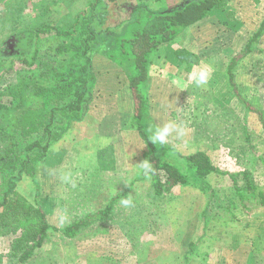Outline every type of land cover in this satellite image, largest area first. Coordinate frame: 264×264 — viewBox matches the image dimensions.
<instances>
[{"label":"rangeland","instance_id":"1","mask_svg":"<svg viewBox=\"0 0 264 264\" xmlns=\"http://www.w3.org/2000/svg\"><path fill=\"white\" fill-rule=\"evenodd\" d=\"M84 1H72L71 11L83 7ZM178 1L145 0L153 8ZM67 3L0 0V64L18 56V51L8 50L13 48L15 32L32 24L56 23L67 12ZM123 6L117 17H124ZM263 16L264 0H233L152 56L149 114L155 125L175 121L185 127L182 138L169 137V147L183 155L202 150L223 172L208 179L210 197L195 187H176L155 196L150 178L136 180L146 145L130 127L134 99L125 74L105 56L95 55L87 112L50 146L38 165L40 190L24 175L8 204L0 208L5 216L0 221V264H264V204L258 195L264 194V128L254 112L243 110L226 72ZM179 47L192 51L197 60L179 61L175 57ZM80 60L68 52L63 65L74 68ZM200 65H209L212 73L209 83L197 88L188 74ZM14 67L0 78V127L13 131L22 108L41 104L32 87L18 85L28 68L19 61ZM43 70L38 67L35 72ZM235 75L243 96L264 110V35L238 62ZM17 136L23 145L26 139L20 131ZM0 141L3 151L10 141ZM169 154L178 161L175 152ZM7 177L0 172V197ZM238 189L245 194L243 202ZM122 198H130L132 204L122 205ZM110 203L106 220L94 222L73 238L49 229L42 245L22 258L40 237V207L48 222L61 228Z\"/></svg>","mask_w":264,"mask_h":264},{"label":"trees","instance_id":"2","mask_svg":"<svg viewBox=\"0 0 264 264\" xmlns=\"http://www.w3.org/2000/svg\"><path fill=\"white\" fill-rule=\"evenodd\" d=\"M72 1L69 0L67 12L56 23L32 24L15 32L13 48L9 47L8 50L18 51V56L12 58L11 63L0 64V68H4L0 78L5 72H12L17 61L23 68H28V71L24 70V73L28 72L27 76H22L18 85L32 87L34 95L41 99L37 107L22 108L15 120V131L0 127V139L9 138L10 141L8 147L0 150V172L8 176L0 197V208L8 204L9 196L24 175L33 179L37 192L40 190L38 165L44 160L50 146L66 134L75 122L81 121L87 112L85 98L92 83L91 75H94L92 64L95 55L105 56L125 74L134 99L130 127L138 131L145 143V160L152 165V171L147 176L140 170L136 180L150 178L155 196L171 193L176 187H195L210 197L212 190L208 179L213 174L223 172L214 165L208 153L199 150L183 155L167 144L152 145L149 141V129L155 125L149 114V71L156 51L173 43L179 35L203 21L212 10L233 0H179L173 6L162 8H153L145 0H85L83 7L71 11ZM120 5H124L125 10L121 18L117 17V14H121L118 12ZM263 35L264 16L253 36L230 59L226 72L228 84L239 101L258 116L264 128V110L243 96L235 79L238 62L253 51L254 44ZM68 52L81 59L74 68L70 63L63 65ZM59 55L63 56L57 58ZM175 55L186 64L197 60V56L185 47L177 48ZM45 56L50 58L44 61ZM38 67L44 70L36 74ZM30 71H33L32 75ZM39 76L43 78L41 83L37 82ZM17 131L26 139L23 145L18 143ZM32 136L33 139L29 141ZM170 151L178 155V161L171 159ZM131 186L130 183L123 193ZM254 187L249 185L251 190H255ZM237 194L243 202L244 192L238 189ZM258 195L264 204V194L259 192ZM111 204L61 228L51 225L40 207V237L24 251L22 258L30 257L42 245L49 229L73 238L83 228L98 220H106L112 209ZM3 219L5 216H1L0 212V221ZM192 242L185 251L187 255L191 253Z\"/></svg>","mask_w":264,"mask_h":264},{"label":"clouds","instance_id":"3","mask_svg":"<svg viewBox=\"0 0 264 264\" xmlns=\"http://www.w3.org/2000/svg\"><path fill=\"white\" fill-rule=\"evenodd\" d=\"M212 69L209 65L193 66L191 72L188 74V80L195 87L199 88L209 83ZM181 87H185L182 85ZM149 141L152 145H164L168 142L169 137L175 135L177 139L182 138L186 134L185 127L175 121H169L161 125H154L149 129ZM142 174L147 176L152 171V165L149 161L145 160L139 164ZM67 179V177L65 178ZM121 204L130 206L132 200L130 198H122Z\"/></svg>","mask_w":264,"mask_h":264},{"label":"crops","instance_id":"4","mask_svg":"<svg viewBox=\"0 0 264 264\" xmlns=\"http://www.w3.org/2000/svg\"><path fill=\"white\" fill-rule=\"evenodd\" d=\"M176 50V49H175ZM175 57H177L176 55H175ZM178 60V59H177ZM180 61V60H179ZM238 87H239V85H238ZM239 90H240V92H241V89H240V87H239ZM242 93V92H241ZM238 101H239V99H238ZM240 102V101H239ZM241 103V102H240ZM241 106H242V108H244L243 110L246 112V108L244 107V105H242V103H241ZM248 111V110H247ZM194 153V152H193Z\"/></svg>","mask_w":264,"mask_h":264}]
</instances>
